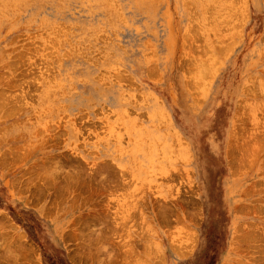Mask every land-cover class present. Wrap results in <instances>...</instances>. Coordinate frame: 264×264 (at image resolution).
Segmentation results:
<instances>
[{"label":"rangeland","instance_id":"rangeland-1","mask_svg":"<svg viewBox=\"0 0 264 264\" xmlns=\"http://www.w3.org/2000/svg\"><path fill=\"white\" fill-rule=\"evenodd\" d=\"M0 73V264H264V0H0Z\"/></svg>","mask_w":264,"mask_h":264},{"label":"bare ground","instance_id":"bare-ground-1","mask_svg":"<svg viewBox=\"0 0 264 264\" xmlns=\"http://www.w3.org/2000/svg\"><path fill=\"white\" fill-rule=\"evenodd\" d=\"M209 8V7H208ZM206 9V8H205ZM112 33V32H111ZM22 63V62H21ZM8 68V67H7ZM1 74V73H0ZM10 77V76H9ZM17 78V77H16ZM12 84V83H11ZM17 85H19V83H17ZM16 85V86H17ZM6 86V85H5ZM18 87V86H17ZM15 90V89H14ZM17 90V89H16ZM38 90V89H37ZM2 92V91H1ZM10 92V91H9ZM8 92V93H9ZM16 92V91H15ZM1 95V94H0ZM4 97V96H3ZM13 100H14V98H13ZM13 102V101H12ZM15 103V102H14ZM5 105V104H4ZM21 107V106H20ZM5 112V111H4ZM7 112V111H6ZM3 113V112H2ZM9 113V112H8ZM136 142V141H135ZM247 151V150H246ZM250 153V152H249ZM242 163V162H241ZM95 179V178H94ZM96 181V180H95ZM100 181V180H99ZM101 182V181H100ZM103 182H105V181H103Z\"/></svg>","mask_w":264,"mask_h":264}]
</instances>
